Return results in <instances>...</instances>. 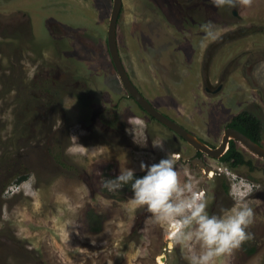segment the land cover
I'll return each instance as SVG.
<instances>
[{
  "label": "rangeland",
  "instance_id": "1",
  "mask_svg": "<svg viewBox=\"0 0 264 264\" xmlns=\"http://www.w3.org/2000/svg\"><path fill=\"white\" fill-rule=\"evenodd\" d=\"M122 1L120 53L155 106L211 147L220 144L231 116L247 101L264 124V64L256 82L246 74L252 67L244 64L264 59V0H232L219 8L203 0L205 23L221 29L217 40L203 46L198 35H204L205 23L198 28L191 20L163 21L170 10L160 9L161 0H155L157 7L154 0ZM112 5L113 0H0V28H9L0 29V189L13 179L0 191V264H157L161 255L165 264H187L170 230L150 220L145 208L127 204L132 193L126 186L115 192L102 187L119 174L121 153L127 154L128 167L144 175L141 161L156 163L168 152L177 157L181 180L204 193L210 213H217L211 209L223 181L230 188L228 209L237 196L253 209L252 238L226 264H264V158L240 144L252 167L198 155L140 109L107 48ZM24 13L31 18L30 34ZM138 13L149 22H140ZM162 49L172 58H161ZM236 54L244 55V73H233ZM156 55L153 63L150 56ZM177 55L183 57L181 65L174 64ZM219 70L227 78L225 88L212 96L202 78L210 76L214 84L217 75L211 74ZM60 82L66 86L62 92L54 88ZM114 119L127 123L124 139L108 128L107 121ZM14 137L20 148L13 145ZM57 137L66 149L60 159ZM151 138L163 141L164 151L154 148ZM18 173L28 178L15 183Z\"/></svg>",
  "mask_w": 264,
  "mask_h": 264
},
{
  "label": "clouds",
  "instance_id": "2",
  "mask_svg": "<svg viewBox=\"0 0 264 264\" xmlns=\"http://www.w3.org/2000/svg\"><path fill=\"white\" fill-rule=\"evenodd\" d=\"M211 3L219 8L231 4L232 0H211ZM202 31L201 46L217 40L221 29L209 21L202 25ZM59 121L61 127L63 122L60 118ZM152 146L164 151L163 141L154 142ZM117 159L119 174L104 180L102 187L115 192L130 184L132 195L127 204L133 209L145 208L151 214L150 220L168 228L174 244L185 253L187 264H226V258L252 238L248 229L254 222V212L243 197L237 196L229 209L210 213L204 193L195 191L191 182L181 180L174 153L168 152L152 164L141 161L142 176L128 167L126 153H121Z\"/></svg>",
  "mask_w": 264,
  "mask_h": 264
},
{
  "label": "flooded vegetation",
  "instance_id": "3",
  "mask_svg": "<svg viewBox=\"0 0 264 264\" xmlns=\"http://www.w3.org/2000/svg\"><path fill=\"white\" fill-rule=\"evenodd\" d=\"M153 0H150L149 2L152 3ZM155 7L156 4H155V0L153 1L152 3ZM204 4V1L203 0H161V4L157 3V5H161V6H164V8H169L170 10V13L167 14L165 11L164 13H166V17L163 16V21H165V19L168 17L169 19L175 21L176 23H180V21H184L188 24L189 21L190 22H193V24H196L198 26V28L203 24L205 23V18H206V14L207 12L204 10V6L202 5ZM44 5L40 6V7H43ZM160 6V9L162 10V7ZM153 7V6H152ZM122 11H123V4H122V9H121V12H120V15H119V19H118V24H119V21H120V18L122 16ZM156 11V10H155ZM190 11H192V15H190ZM27 13H24L23 14V17L27 18V20L29 21V23L27 24V27H25V32L30 34L29 33V29H28V25L31 24V18H30V15L28 14L26 16ZM140 15V22L145 20L146 22H149L147 19H145V17L142 18V14L138 13ZM160 14V16L162 15V13L160 12H157L156 11V15L158 16ZM170 15V16H169ZM191 17H190V16ZM48 22H51V21H48ZM6 28V29H4ZM4 28H0V29H3L5 31H8L9 28L5 27ZM11 31V30H9ZM31 33H32V30H31ZM33 36V35H32ZM204 35H198V39H199V42H200V39L203 38ZM34 39V37H33ZM117 39H118V28H117ZM198 46H199V43H198ZM107 48H108V44H107ZM199 48V47H198ZM181 49V53H183V47L180 48ZM254 49V47H253ZM120 50V48H119ZM109 51V49H108ZM162 51V54L160 55L161 58L163 57H168V58H172V53L169 52V54L165 55L163 54L164 52H168L164 49L161 50ZM255 51V50H254ZM253 51V52H254ZM150 55H151V49H150ZM180 52L178 54L182 55ZM252 52L249 53V55L251 54ZM110 54V53H109ZM121 54V53H120ZM253 54V53H252ZM180 55H177V59L175 60L176 63L174 64H179L181 65L182 64V60L180 59L182 56ZM240 55H243V54H236L235 57H234V70H233V73H244V70H243V66L245 64L246 68L248 67H252V69L248 70L249 73L246 72L247 75L249 76H252V79L254 81L255 79V76L258 75L259 71L258 69H262V67H260V65L264 64V59L263 57L261 59H258L257 61L255 60H252V59H247L246 60V63H242L243 61V57L244 55L240 58ZM246 55V54H245ZM122 57V56H121ZM159 56H150L151 60H153V63L155 61V58L157 60ZM183 58V57H182ZM144 59H145V56H144ZM123 60V58H122ZM194 61V60H193ZM196 61V59H195ZM141 62H144L141 60ZM152 62V61H151ZM113 63V62H112ZM124 63V62H123ZM143 64V63H142ZM191 64V62L189 63ZM114 65V64H113ZM125 65V64H124ZM192 65V64H191ZM178 66V65H177ZM115 68V66H114ZM126 68V66H125ZM116 70V69H115ZM127 72H128V69L126 68ZM220 71V70H219ZM218 71V74L217 73H212L211 74V77L212 76H216V80L214 82V84L211 83V79H210V76L209 77H204L202 78V84H203V87H204V90L208 91L209 94H211L212 96H218L221 94V92L224 90L225 88V83H226V80L227 78L225 76H222V73L221 71L219 72ZM264 71V70H263ZM59 72V68H57V73ZM178 72L180 73L181 70L178 69ZM129 73V72H128ZM181 74V73H180ZM130 77H131V74L129 73ZM182 75V74H181ZM132 78V77H131ZM196 79V78H195ZM133 80V78H132ZM197 83L199 82V80H195ZM134 84L139 88V90L143 93V95L154 105V103L151 101V99H149L147 97V95L143 92V90L140 88V86L136 83V81H134ZM255 82H256V79H255ZM255 82H253L255 84ZM179 84V83H178ZM181 85V84H180ZM248 85V84H247ZM54 88L56 90H58L59 92H62V90H65L66 89V86H62V82H60L57 86H54ZM78 94V93H77ZM79 95V94H78ZM80 97H82L83 95L80 93L79 95ZM130 96V95H129ZM230 96H234L236 97L235 95H230ZM233 98V97H232ZM256 100H258V98H255ZM224 99H222L220 101V103L223 101ZM248 100V99H247ZM135 101V100H134ZM262 103H264V100L262 99L261 100ZM136 102V101H135ZM137 103V102H136ZM57 104L59 106H57V111L58 113H61L62 110H61V104L59 103V100H58V97H57ZM138 104V103H137ZM138 106L140 107V109H142L144 111V109L138 104ZM155 106V105H154ZM222 106V105H221ZM157 109H159L157 106H155ZM243 108H241L240 111L236 112L235 114H233L230 118V120L228 121V123L226 124V127L224 128L223 131H225V129H227L228 127H232V128H235L241 132H243L241 130L242 128V125L243 123H241L240 120H237L235 122V125H230L231 123H233L236 119V117L240 114H245L246 116H253V117H256L260 123H259V127H257L256 129H253L252 127H250V129L248 130V132L251 133V137L249 135H247L249 138H251L253 141H255L256 143L260 144L261 146L264 147V124H263V121L261 119V117L259 116L258 113H255L256 110H254V107L257 108L256 106H254L253 104L249 103L248 101L242 106ZM160 110V109H159ZM161 111V110H160ZM146 112V111H144ZM162 112V111H161ZM38 113V112H37ZM147 113V112H146ZM164 113V112H163ZM39 114V113H38ZM97 116L100 114L99 112L96 113ZM148 114V113H147ZM165 115H167L168 117H170L171 119L175 120L176 122H178L181 126L185 127L187 130H189V128H187L184 124H182L180 121H178L176 118H174L173 116H170L166 113H164ZM149 115V114H148ZM101 116V114H100ZM150 116V115H149ZM151 117V116H150ZM60 119H62V116L59 117ZM59 118H57L59 120ZM153 118V117H152ZM155 119V118H153ZM63 120V119H62ZM156 120V119H155ZM157 121V120H156ZM159 122V121H158ZM107 123L111 126H108V128H111L113 132L117 133L118 135H120L121 137H124L126 136V133H127V128H128V125L125 121H121L120 119H114V120H109L107 121ZM160 123V122H159ZM162 124V123H161ZM163 125V124H162ZM165 126V125H163ZM60 127V126H59ZM57 126V129L59 128ZM106 127V126H105ZM166 127V126H165ZM168 128V127H166ZM169 129V128H168ZM171 130V129H170ZM172 132H174L173 130H171ZM191 133H193L191 130H189ZM176 133V132H174ZM194 134V133H193ZM176 135H178L180 138H182L183 140H185L182 136H180L179 134L176 133ZM195 135V134H194ZM55 140H57V145H60L61 147V154H60V158H61V155H64L65 153V147L63 146L64 144L61 143V139L60 138H56ZM153 139L151 138L150 139V143L153 144ZM186 141V140H185ZM232 140H230V143H231ZM237 144V147L244 153V150L240 147V145L245 148L242 144H240L238 141L234 140ZM187 142V141H186ZM205 142V141H204ZM60 143V144H59ZM221 143V142H220ZM230 143L228 145V149H229V146H230ZM240 144V145H239ZM63 153V154H62ZM253 154V153H252ZM245 155V154H244ZM255 155V154H254ZM59 158V159H60ZM248 160V159H247ZM249 161H251L249 159ZM252 165H253V162L251 161ZM252 165L250 167H252ZM240 166V165H239ZM219 187H217L216 191H215V208H212L211 210L212 211H217V213L220 211L221 208H226L228 209V206L231 204V200L229 199V194H230V188H229V185L227 182H220ZM132 193V192H131Z\"/></svg>",
  "mask_w": 264,
  "mask_h": 264
},
{
  "label": "water",
  "instance_id": "4",
  "mask_svg": "<svg viewBox=\"0 0 264 264\" xmlns=\"http://www.w3.org/2000/svg\"><path fill=\"white\" fill-rule=\"evenodd\" d=\"M122 0H113L112 10L109 17L108 29H107V44L112 62L115 66L118 77L123 84L128 94L146 111L151 117L173 130L180 136H182L188 144H190L195 150L205 153L214 158H221L228 150L230 140H236L242 144L251 153L264 158V147L253 141L243 132L228 127L225 129L221 143L216 147H211L209 144L198 138L196 135L191 133L185 127L181 126L178 122L171 119L159 109H157L139 90L134 84L132 78L127 72L123 63L118 39H117V28L118 19L122 9ZM165 260V257H163Z\"/></svg>",
  "mask_w": 264,
  "mask_h": 264
},
{
  "label": "trees",
  "instance_id": "5",
  "mask_svg": "<svg viewBox=\"0 0 264 264\" xmlns=\"http://www.w3.org/2000/svg\"><path fill=\"white\" fill-rule=\"evenodd\" d=\"M237 120H240L241 123H243L242 125V128L241 130L246 133L247 135H249L251 137V133L248 132V130L250 129V127H252L253 129H256L257 127H259V123L260 121L256 118V117H253V116H246L245 114H240L236 117L235 121L233 123H231L230 125H235V122ZM47 141H48V138H45ZM56 139V138H55ZM55 142H57V140H55ZM56 144V143H54ZM13 145L20 148V146H22V143L16 141L15 137H14V140H13ZM54 148L53 147H50L49 148V151L51 153H55V151H53ZM61 150V147L60 146H57V152ZM61 152V151H60ZM198 155H202V152L198 151ZM55 156H57V158L59 157L60 158V154L57 153ZM58 158V159H59ZM219 160L223 163H226L228 164L229 166L231 167H237L239 165H249L251 166L252 163L251 161L247 160L244 153L237 147V144L234 140L231 141L230 143V146H229V149L226 151V153L221 157L219 158ZM137 176H142L143 174L141 173H136ZM15 176H13L14 178ZM11 178V177H10ZM8 179V181L2 183L1 185V190H3L6 186H7V183L13 179ZM28 178V175L27 173H18L15 177V183H20L24 180H26ZM126 188L129 189V191L131 192V186L130 184L129 185H126ZM94 216V214L92 215ZM99 216L95 214V218H98Z\"/></svg>",
  "mask_w": 264,
  "mask_h": 264
},
{
  "label": "bare ground",
  "instance_id": "6",
  "mask_svg": "<svg viewBox=\"0 0 264 264\" xmlns=\"http://www.w3.org/2000/svg\"><path fill=\"white\" fill-rule=\"evenodd\" d=\"M172 237V236H171ZM157 264H165L164 260H163V255L159 256L157 258Z\"/></svg>",
  "mask_w": 264,
  "mask_h": 264
}]
</instances>
